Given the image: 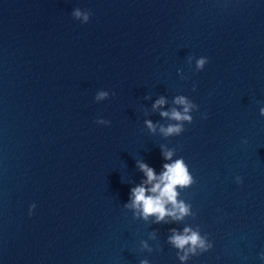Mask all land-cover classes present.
<instances>
[{"label": "water", "instance_id": "95a60500", "mask_svg": "<svg viewBox=\"0 0 264 264\" xmlns=\"http://www.w3.org/2000/svg\"><path fill=\"white\" fill-rule=\"evenodd\" d=\"M177 95L198 108L165 137ZM261 107L264 0H0V264H182L185 227L212 248L183 264H264ZM181 157L189 215L123 207L137 161L159 176Z\"/></svg>", "mask_w": 264, "mask_h": 264}, {"label": "clouds", "instance_id": "9594fccd", "mask_svg": "<svg viewBox=\"0 0 264 264\" xmlns=\"http://www.w3.org/2000/svg\"><path fill=\"white\" fill-rule=\"evenodd\" d=\"M71 16L74 20H79L81 23H87L90 19L91 11H82L81 9L76 8L71 12ZM207 62L206 57L196 59L195 70H203ZM188 63L189 65L192 63L191 56L188 58ZM177 72L181 73V70L178 69ZM181 78L184 79L185 77L182 76ZM195 87V84H193V91H195ZM105 97H109V92L102 90L95 95L94 100L100 101ZM165 102V99L161 97L155 101L152 107L153 109H156L157 107L164 105ZM173 103L180 106L179 109L173 107L170 111L160 112L161 117H167L175 122L170 123L166 127L162 126L160 128V132L165 137L179 136L183 133L185 131L184 122L191 124L192 116L190 113L196 111L198 108L195 103L184 95H177L174 98ZM259 115L264 117V107L259 109ZM94 122L105 126L110 123V121L101 118H97ZM144 123L150 131H155V126L151 121L145 120ZM162 156L165 160H171L173 150L163 151L162 149ZM137 167L144 173L146 179H144L140 185L130 189L128 202L123 205L125 209L130 208L135 210L134 214L139 213V215L145 220L150 216H154V223H167L168 221H165L164 219L166 216L178 221L190 214V205L186 204L183 200H177L179 195L178 189L183 190L195 183L188 165L182 157L171 163L163 164L164 171L159 176H156L154 169L145 163L137 161ZM236 182L242 183L239 176L236 177ZM168 204L172 207L167 208L166 205ZM33 208H35V204L30 206L29 215H31ZM169 231L172 235L168 237V242L178 250V258L182 264L184 261L189 260L190 257L200 255L212 248V243L207 238V233L205 234V237H201L198 230L194 231L189 227H185L181 233H178L174 228L169 229ZM144 247L147 248V245L144 244ZM148 250L151 251V249ZM180 252H183V255H180ZM259 259L264 261V252L259 254ZM139 264H148V260H140Z\"/></svg>", "mask_w": 264, "mask_h": 264}]
</instances>
